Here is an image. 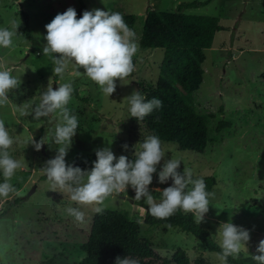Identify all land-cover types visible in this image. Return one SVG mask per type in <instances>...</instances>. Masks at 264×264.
I'll use <instances>...</instances> for the list:
<instances>
[{
    "label": "rangeland",
    "instance_id": "1",
    "mask_svg": "<svg viewBox=\"0 0 264 264\" xmlns=\"http://www.w3.org/2000/svg\"><path fill=\"white\" fill-rule=\"evenodd\" d=\"M83 1L87 10L109 9L136 15L133 30L138 49L133 57L134 70L122 82L117 78L110 97L84 74L82 67L76 69L69 64L62 75L55 74L52 60L42 53L45 24L69 6L77 10L80 0H0V27L10 28L13 20L19 23L13 44L0 48V66L21 79L20 86L9 92L8 103L0 108V118L6 120L14 137L9 152L21 161V168L12 178L16 192L0 198V264H79L86 256L83 244L96 215L95 204H79L66 190L51 189L41 167L54 157L57 146L50 142V148L44 143L43 152L27 144L31 136L39 140L44 135L50 140L49 129L55 127L59 110L39 120L22 114V110L38 102L40 91L48 83L53 86L55 82L71 81L73 93L67 107L77 115L79 126L66 162L75 166L78 157L104 146L117 156L131 158L134 145L151 133L143 119L128 116L127 95L140 90L149 98L164 57L162 48L140 46L147 13L151 9L176 11L180 3L192 1L208 3L184 9L185 13L217 16L224 28L205 49L203 82L194 93L196 110L207 115L209 141L203 153L180 149L170 141L161 140L162 147L167 157L182 159L179 170L187 167L204 180L215 177L212 204L200 221L212 239L219 244L217 227L231 220L250 230V239L237 257L256 254V245L264 238V0ZM22 12L28 16L29 33L25 32ZM221 120L228 123L217 131ZM170 182L159 183L153 173L149 190L154 198L158 200ZM133 196L131 188L110 195L103 209L126 212L142 223L141 235L151 240L156 252L152 264L170 259L178 248L186 250L190 264H220L218 253L209 250L199 237L175 226L143 224L146 207ZM68 206L84 211L85 219L76 221L65 211Z\"/></svg>",
    "mask_w": 264,
    "mask_h": 264
},
{
    "label": "clouds",
    "instance_id": "2",
    "mask_svg": "<svg viewBox=\"0 0 264 264\" xmlns=\"http://www.w3.org/2000/svg\"><path fill=\"white\" fill-rule=\"evenodd\" d=\"M18 24L13 20L10 28L0 27V48L13 44L12 37L18 31ZM44 27L46 43L42 46V53L52 60L55 74L62 75L69 64L76 69L82 67L84 74L110 97L116 89L117 78L122 82L134 70L133 57L138 49L136 33L128 27L119 11L94 8L83 10L77 17L75 8L69 6L58 12ZM20 84V78L0 66V108L8 103L9 92ZM57 84L53 88L52 82L48 83L40 91L38 102H33L29 110H22V114L31 115L34 120L49 118L59 110L55 127L49 129L50 140L44 135L39 140L31 136L27 143H31L37 151L44 143H48L49 147L50 142L57 146L54 157L47 159L41 167L53 186L51 189L66 190L71 200L79 204H95L94 212L100 213L107 197L131 188L133 198L144 199L149 213L156 218L169 217L178 209L192 212L198 222L204 218L214 193L207 189L204 178L194 176L191 169L183 166L182 171L179 170L182 159L167 157L156 134H149L138 141L132 158L124 154L117 156L109 146H104L95 149L96 158L91 167L81 168L66 162L79 120L67 107L73 93L72 82ZM127 104L128 116L142 120L154 109L160 108L162 101L158 97L146 98L140 90H133L127 95ZM13 143L14 137L9 133L6 120L0 118V198L16 192L12 178L21 168V161L9 152ZM123 147L127 148V145ZM153 173L161 184L171 180L161 190L158 200L149 190ZM65 211L76 221L85 219L84 211L78 207L68 206ZM216 231L221 249L217 254L220 264H227L229 257H237L250 239V230L231 220L221 222ZM251 258L256 264H264V238L259 240L256 254H252ZM114 264L141 262L135 257L123 255L117 256Z\"/></svg>",
    "mask_w": 264,
    "mask_h": 264
},
{
    "label": "trees",
    "instance_id": "3",
    "mask_svg": "<svg viewBox=\"0 0 264 264\" xmlns=\"http://www.w3.org/2000/svg\"><path fill=\"white\" fill-rule=\"evenodd\" d=\"M206 3L208 1L180 3L176 11L149 10L139 41L143 48L164 50L161 74L157 85L148 94L149 98L158 97L162 105L146 115L144 123L150 133L158 135L161 140L173 142L180 149L198 153L205 151L209 138L207 115L196 110L194 93L203 82L205 49L212 46L216 33L224 28L217 16L189 14L183 10ZM79 4L77 17L83 10H87L83 0ZM122 14L128 27L133 29L136 15ZM22 16L25 32L29 33L28 16L25 12H22ZM227 123L221 120L217 131H221ZM95 158V153L80 156L75 165L81 168L91 167ZM205 183L211 191L216 179L208 176ZM140 203L146 207L143 224L179 227L199 237L209 250L216 253L221 251L219 244L192 212L185 213L178 209L169 217L156 218L149 213L143 200ZM141 226L140 221L130 218L126 212L103 209L96 213L88 239L83 244L86 256L79 264H114L115 258L123 255L135 257L141 264H152L156 252L151 240L141 235ZM251 257H229L227 264H256ZM161 264H190V259L185 249L178 248L170 259L163 258Z\"/></svg>",
    "mask_w": 264,
    "mask_h": 264
},
{
    "label": "water",
    "instance_id": "4",
    "mask_svg": "<svg viewBox=\"0 0 264 264\" xmlns=\"http://www.w3.org/2000/svg\"><path fill=\"white\" fill-rule=\"evenodd\" d=\"M57 86H58V84L55 82L53 85V88H56ZM41 148H42L43 152H45V144H42ZM34 190H35V188L32 189V191H34Z\"/></svg>",
    "mask_w": 264,
    "mask_h": 264
}]
</instances>
